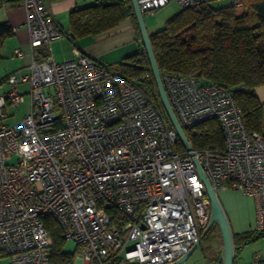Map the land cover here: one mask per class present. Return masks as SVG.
Here are the masks:
<instances>
[{
  "label": "built area",
  "instance_id": "obj_1",
  "mask_svg": "<svg viewBox=\"0 0 264 264\" xmlns=\"http://www.w3.org/2000/svg\"><path fill=\"white\" fill-rule=\"evenodd\" d=\"M136 1L152 14L172 1L185 9L203 0ZM19 5L28 52L13 54L28 62L6 75L0 92V264L5 255L8 264H50L43 216L74 242L81 264L175 261L210 216L195 161L215 193L234 190L253 200L251 229L264 231V134L246 128L230 89L161 75L183 129L216 119L222 130V148L186 150L136 81L77 50L54 59L51 44L64 31L48 0ZM39 45L47 54L36 60ZM20 104L26 110L18 124L4 123Z\"/></svg>",
  "mask_w": 264,
  "mask_h": 264
},
{
  "label": "trees",
  "instance_id": "obj_2",
  "mask_svg": "<svg viewBox=\"0 0 264 264\" xmlns=\"http://www.w3.org/2000/svg\"><path fill=\"white\" fill-rule=\"evenodd\" d=\"M230 1L203 0L197 7L179 8L161 28L149 33L150 43L161 75H180L230 89L246 128L264 134L262 104L255 94V88L264 84V0H242L237 6L229 4ZM125 18L133 23L140 49L124 56L111 68L143 86L169 122L129 0H94L90 5L73 8L68 14L69 37L74 41L97 35L115 28ZM12 33L8 22H0V49ZM34 53L36 60H41L47 50L39 45ZM184 132L194 149L223 147L224 137L216 119L203 121ZM42 221L50 236V264H72L74 252L63 250L65 239L58 223L50 216H43ZM261 236L264 231L252 229L232 233L233 248L236 250ZM203 249L205 253L210 251L214 264H222L220 253L212 252L209 245ZM259 264H264V260L259 259Z\"/></svg>",
  "mask_w": 264,
  "mask_h": 264
},
{
  "label": "crops",
  "instance_id": "obj_3",
  "mask_svg": "<svg viewBox=\"0 0 264 264\" xmlns=\"http://www.w3.org/2000/svg\"><path fill=\"white\" fill-rule=\"evenodd\" d=\"M93 1L94 0H48V6L52 10L57 22L64 31V35L62 36V38L54 41L51 44V46L55 44V48L59 47L60 50L67 49V55H64V57L61 59L63 60L73 57L75 51L77 50L93 57L99 63L105 64L101 59L106 53L110 51H114L119 48H125L127 46V49L132 50L134 49V44L139 50L140 42L138 41L136 31L133 27V23L130 18H125L115 28L105 32H101L97 35L84 36L74 41L70 39L68 29V14L70 10L75 7L79 8L90 5L94 3ZM12 2H7L4 7L0 6V22H8L13 29L12 35L5 39L0 49V61L2 60V58L8 56H11L12 60H10L12 63L7 60L5 61V69L7 70L2 79H0V85L9 72L14 70L25 71L27 69L26 64L28 62V58L20 57L13 54V50L17 48L21 49L24 53L28 52V37L26 29L23 25V10L20 7L19 2ZM176 12L170 14L167 17L169 18ZM115 63L106 65L111 67ZM20 86L22 87V89L25 88V85ZM255 94L260 103L262 104V121H264V84L259 85L255 88ZM221 190L222 191H220L221 193L219 192V195L223 198L222 200H220V204L227 218L231 232L233 234H239L250 230L255 216L254 202H251L246 207L241 204L239 205L238 202L234 200L224 198V196L229 190ZM216 194H218V192ZM211 251L215 254L220 253L219 249H214L213 247H211ZM211 256V254L208 255L207 253H205L202 247L200 251H198L196 254L193 255L192 253L182 264H214V257ZM219 257L222 260L221 254L219 255ZM256 259L264 260V236H261L256 240H253L234 250L233 264H249L250 262Z\"/></svg>",
  "mask_w": 264,
  "mask_h": 264
},
{
  "label": "water",
  "instance_id": "obj_4",
  "mask_svg": "<svg viewBox=\"0 0 264 264\" xmlns=\"http://www.w3.org/2000/svg\"><path fill=\"white\" fill-rule=\"evenodd\" d=\"M130 1V5L133 11V15L135 18V22L140 34V38H141V43L143 46V49L147 55L148 58V62L150 65V70L158 91V95L161 101V104L164 108V111L166 113V117L170 123V125L172 126V128L175 130L177 137L179 139V141L181 142V144L184 146V148L186 150H191V146L187 140V137L185 135L184 129L181 127L180 123L178 122V119L171 107V104L168 100V97L166 95L164 86H163V82L161 79V74L159 72V68L157 66L155 57H154V53H153V49L150 43V39H149V33L147 31L146 25H145V21H144V17H143V13L140 11L139 6L137 4L136 0H129ZM195 165L197 168V173L199 178L201 179L204 188H205V193L206 196L209 200V204H210V216H209V220L205 226V228L203 229L202 233L200 234V237L198 239V241L191 247L188 249V251L182 255L181 257H179L178 259H176L175 261L171 262V263H167V264H182L192 253L193 251L200 245L203 237L206 235V233L211 229V227L216 223L219 227L220 230V234H221V239H222V250H223V254H222V264H233V257H234V248H233V241H232V232L231 229L229 227L227 218L225 216V213L222 209V206L220 204V201L217 197V194L213 191V189L211 188L209 182L207 181L201 167L199 166V164L195 161Z\"/></svg>",
  "mask_w": 264,
  "mask_h": 264
},
{
  "label": "rangeland",
  "instance_id": "obj_5",
  "mask_svg": "<svg viewBox=\"0 0 264 264\" xmlns=\"http://www.w3.org/2000/svg\"><path fill=\"white\" fill-rule=\"evenodd\" d=\"M177 10H178V5L174 1H172L169 4L165 5L164 7L155 11V13L152 15L144 14L143 17H144V21H145V25H146L148 33H151L153 31L161 28L163 26L164 22L166 21V19L168 18L167 16L176 12ZM127 47L119 48V49L114 50V51H110V52L106 53L102 57L101 60L105 63V65L106 64H113V63L119 61L124 55L133 53V52L138 50L135 44H134V49H132V50L127 49ZM51 48H52L51 53L52 52L54 53V57H55V59H57L56 61H60V59L63 58L64 55H67V49L60 50L59 47L55 48V44H53L51 46ZM53 53H52V55H53ZM6 60L9 61L10 63H12L11 62L12 61L11 56L2 58V60L0 61V79H2V77L4 76V74L6 73V70H7V69H5V67H6L5 61ZM7 88H8V84L5 82V80H3L1 85H0V91H5ZM19 88H20V90H22L21 86H19ZM25 110H26V108H25L24 104H20V106L16 109L9 108L8 109V117L5 119L4 123L9 124V125L18 124V122L22 118V115L24 114ZM220 191H222V190H220ZM220 191H218V194H217L219 201L222 200V198H223L222 196L219 195L221 193ZM224 198L234 200V201L238 202L239 205L241 204L245 207L248 204H250L251 202H253V200L250 199L249 197H247L246 195H244L238 191H234V190H229L226 193V195L224 196ZM206 245H209L210 247H213L214 249H219L220 254L221 255L223 254V252H222V239H221L219 227L215 226L212 229V231L209 233V236L207 237L206 241H203V239H202L200 245L193 251V255L196 254L198 251H200V249ZM63 250L69 251L71 253L74 252L73 264H81V255L78 254L77 249H76V245L74 244L73 241L65 240L63 243ZM207 254L210 255V251H207ZM8 263H9L8 256H6V255L3 256L2 257V264H8Z\"/></svg>",
  "mask_w": 264,
  "mask_h": 264
}]
</instances>
